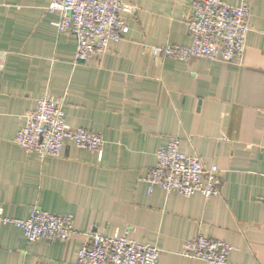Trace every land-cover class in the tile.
Wrapping results in <instances>:
<instances>
[{
  "label": "crops",
  "instance_id": "1",
  "mask_svg": "<svg viewBox=\"0 0 264 264\" xmlns=\"http://www.w3.org/2000/svg\"><path fill=\"white\" fill-rule=\"evenodd\" d=\"M52 0H0V208L26 219L34 207L69 215L67 240L28 242L0 223V264H73L88 233L127 232L159 249L160 264H207L182 254L198 234L230 246L223 264H264V0L249 8L237 62L154 56L148 46L189 45L190 0H122L125 28L105 52L75 59ZM49 93L65 121L102 136L97 151L65 139L40 157L14 142L24 114ZM172 137L203 166L215 165L217 195L166 193L143 180Z\"/></svg>",
  "mask_w": 264,
  "mask_h": 264
},
{
  "label": "built area",
  "instance_id": "2",
  "mask_svg": "<svg viewBox=\"0 0 264 264\" xmlns=\"http://www.w3.org/2000/svg\"><path fill=\"white\" fill-rule=\"evenodd\" d=\"M189 6L186 24L191 43L150 45L149 53L183 61L192 56L239 61L249 29L248 5L243 2L232 5L223 0H190ZM48 9L59 11V19L54 23L58 32L74 36L75 59L85 61L93 54L105 52L110 41L120 40L125 28L121 13L131 12L132 6L122 0H52ZM65 139L89 151L99 150L104 143L100 134L70 126L65 121L62 102L43 93L37 99L35 109L24 114V123L14 142L40 157H56L60 155ZM155 155V165L143 177L149 190L157 186L166 193L184 196L199 192L205 199L218 194L221 180L216 166L205 167L198 157L183 154L177 137L158 147ZM0 223H13L22 228L28 242L40 239L65 241L76 233L69 215L38 207L31 209L26 219L7 217L0 208ZM159 252L154 245L129 239L127 232L114 231L110 235L93 232L85 236L73 264H160ZM229 252L230 246L224 241L198 234L186 241L182 254L207 264H223L227 262Z\"/></svg>",
  "mask_w": 264,
  "mask_h": 264
}]
</instances>
